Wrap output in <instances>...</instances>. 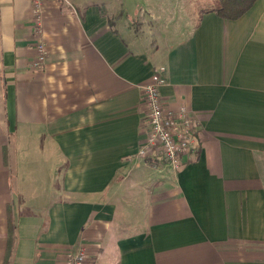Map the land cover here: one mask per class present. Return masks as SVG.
<instances>
[{
	"label": "crops",
	"instance_id": "1",
	"mask_svg": "<svg viewBox=\"0 0 264 264\" xmlns=\"http://www.w3.org/2000/svg\"><path fill=\"white\" fill-rule=\"evenodd\" d=\"M198 1L0 0V264H264V0ZM159 76L200 122L178 172L138 154Z\"/></svg>",
	"mask_w": 264,
	"mask_h": 264
},
{
	"label": "built area",
	"instance_id": "2",
	"mask_svg": "<svg viewBox=\"0 0 264 264\" xmlns=\"http://www.w3.org/2000/svg\"><path fill=\"white\" fill-rule=\"evenodd\" d=\"M34 10L41 14L45 0H32ZM42 25L41 17L37 20V30ZM37 57L33 61L35 69H43L47 63L48 48L44 41L36 43ZM165 79L159 76L155 82L143 87L147 104L149 133L141 144L138 154L141 157L156 156L164 159L169 167L178 172L184 165V157L195 151L200 141V122L186 106L178 112L168 109L161 94ZM85 249L67 253L64 264H86Z\"/></svg>",
	"mask_w": 264,
	"mask_h": 264
},
{
	"label": "trees",
	"instance_id": "3",
	"mask_svg": "<svg viewBox=\"0 0 264 264\" xmlns=\"http://www.w3.org/2000/svg\"><path fill=\"white\" fill-rule=\"evenodd\" d=\"M257 0H199L196 11V25L202 18L203 13L214 11L220 17L236 20L246 14Z\"/></svg>",
	"mask_w": 264,
	"mask_h": 264
},
{
	"label": "rangeland",
	"instance_id": "4",
	"mask_svg": "<svg viewBox=\"0 0 264 264\" xmlns=\"http://www.w3.org/2000/svg\"><path fill=\"white\" fill-rule=\"evenodd\" d=\"M138 27H139V25L137 24V28H138ZM142 27H143V29H144L145 26H140V27H139V30L142 29Z\"/></svg>",
	"mask_w": 264,
	"mask_h": 264
}]
</instances>
